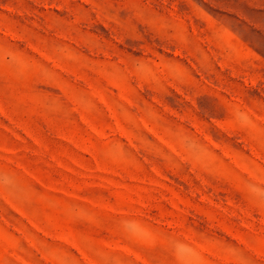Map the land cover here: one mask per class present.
Returning <instances> with one entry per match:
<instances>
[{
    "label": "rangeland",
    "instance_id": "obj_1",
    "mask_svg": "<svg viewBox=\"0 0 264 264\" xmlns=\"http://www.w3.org/2000/svg\"><path fill=\"white\" fill-rule=\"evenodd\" d=\"M0 264H264V0H0Z\"/></svg>",
    "mask_w": 264,
    "mask_h": 264
}]
</instances>
